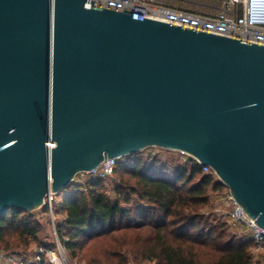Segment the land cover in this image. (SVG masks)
<instances>
[{"label":"water","instance_id":"water-1","mask_svg":"<svg viewBox=\"0 0 264 264\" xmlns=\"http://www.w3.org/2000/svg\"><path fill=\"white\" fill-rule=\"evenodd\" d=\"M92 2L0 0V215L154 145L264 228V45Z\"/></svg>","mask_w":264,"mask_h":264},{"label":"trees","instance_id":"trees-1","mask_svg":"<svg viewBox=\"0 0 264 264\" xmlns=\"http://www.w3.org/2000/svg\"><path fill=\"white\" fill-rule=\"evenodd\" d=\"M114 175V196L101 178L72 181L58 192L56 214L63 217L56 231L70 257L100 245L95 264L103 258L110 264L254 263L251 243L233 233L228 221L205 212L210 193L225 186L191 156L137 151L119 158ZM42 228L34 211L9 208L0 215V249L25 258L33 243H41ZM35 264L50 263L41 255Z\"/></svg>","mask_w":264,"mask_h":264},{"label":"built area","instance_id":"built-area-1","mask_svg":"<svg viewBox=\"0 0 264 264\" xmlns=\"http://www.w3.org/2000/svg\"><path fill=\"white\" fill-rule=\"evenodd\" d=\"M252 1L253 5L255 3L257 5V2L261 0H93L92 4L119 12L127 9L130 10L132 18L140 20H143V17L150 18L264 45V10L254 13V8L251 7ZM139 151L144 152L145 156L164 157L168 154L171 157L180 155L185 158L187 155L178 150L154 145ZM119 158L106 157L95 168L78 172L72 181L83 183L90 178L105 180L112 178ZM194 160L197 162L196 159ZM201 167L204 173H212L216 178L209 165H201ZM54 194V192H49L44 198L43 205H47V214L51 217L56 237L55 246L53 248L40 246L34 255L25 258L9 255L0 250V264H35L41 255H44L50 264H74L69 260L65 247L57 235ZM214 201L215 207L226 213L239 229L242 239L254 246H261L264 243V228L248 216L232 197L227 187L214 194Z\"/></svg>","mask_w":264,"mask_h":264},{"label":"rangeland","instance_id":"rangeland-1","mask_svg":"<svg viewBox=\"0 0 264 264\" xmlns=\"http://www.w3.org/2000/svg\"><path fill=\"white\" fill-rule=\"evenodd\" d=\"M116 181H117V178L115 175H113L112 178L105 180L108 193L111 196H114L112 187ZM60 198H61V193H55L53 195V205L55 206L54 207L55 208L54 209V211H55L54 212L55 213L54 214L55 225L63 217V215L61 213L56 214L57 213L56 212L57 204H58V200ZM218 209L215 207L214 193H210V206H208L204 209L205 212L216 214L221 219L228 221V223L230 225V230L233 233H235L241 237L239 229L233 224V222L228 217V215L226 213L222 212L221 210H218ZM33 211L35 212L36 216L41 221L43 228L41 230L40 237H39L41 243H33L26 252L27 256L34 255L40 246H43V247L46 246V247L53 248L55 246V242H56L55 232H54V228H53V224H52L50 215L47 214V211L42 212V207H40L36 210H33ZM248 249L252 253V256L254 259L253 264H264V243L261 246H254L251 244V246ZM0 250H2V249H0ZM100 250H101L100 245H95L93 247L91 245H87V247H85V249L82 251V253L80 255L70 257V255L67 253V256H68L69 260L71 262H73L74 264H95L94 262L91 261V259L93 257H100L99 256V255H101ZM103 260H104L103 264H110V262L108 260H106L105 258H103ZM127 264H152V263H150L148 261L135 262V261L131 260Z\"/></svg>","mask_w":264,"mask_h":264},{"label":"crops","instance_id":"crops-1","mask_svg":"<svg viewBox=\"0 0 264 264\" xmlns=\"http://www.w3.org/2000/svg\"><path fill=\"white\" fill-rule=\"evenodd\" d=\"M253 4H252V7L254 8L253 9L254 13H256V12L258 13V12H261V11L263 12V10H264V0H261V1L257 2V5H256V3H255V5H253Z\"/></svg>","mask_w":264,"mask_h":264},{"label":"bare ground","instance_id":"bare-ground-1","mask_svg":"<svg viewBox=\"0 0 264 264\" xmlns=\"http://www.w3.org/2000/svg\"><path fill=\"white\" fill-rule=\"evenodd\" d=\"M253 4V1L251 2V5ZM252 7V6H251Z\"/></svg>","mask_w":264,"mask_h":264}]
</instances>
